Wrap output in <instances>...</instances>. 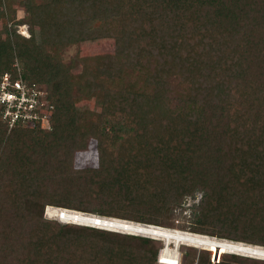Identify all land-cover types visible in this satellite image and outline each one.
I'll list each match as a JSON object with an SVG mask.
<instances>
[{
    "label": "trees",
    "instance_id": "trees-1",
    "mask_svg": "<svg viewBox=\"0 0 264 264\" xmlns=\"http://www.w3.org/2000/svg\"><path fill=\"white\" fill-rule=\"evenodd\" d=\"M3 4L29 34L0 30V76L17 59L53 108L47 128L9 127L0 106V264H155L163 246L66 226L47 206L264 246V0H23L17 19ZM106 38L109 52L62 58ZM90 138L97 164L75 168ZM196 191L189 227L175 226ZM210 252L182 261L264 264Z\"/></svg>",
    "mask_w": 264,
    "mask_h": 264
},
{
    "label": "bare ground",
    "instance_id": "bare-ground-1",
    "mask_svg": "<svg viewBox=\"0 0 264 264\" xmlns=\"http://www.w3.org/2000/svg\"><path fill=\"white\" fill-rule=\"evenodd\" d=\"M45 213L48 217L55 218L58 221L64 223L95 225L96 227H101L104 229L160 239L162 242H164V244L158 255V261L165 264H179L178 246L180 244L212 250L218 249L219 251L232 252L264 259V246L260 245H253L226 239H217L211 236L209 237L173 228L170 229L168 227L142 223L135 224L134 222L127 220L76 212L74 210L53 206L47 207L45 209ZM96 218L99 219L98 222H96ZM171 243L172 247H170ZM171 252L172 255H170Z\"/></svg>",
    "mask_w": 264,
    "mask_h": 264
},
{
    "label": "rangeland",
    "instance_id": "rangeland-1",
    "mask_svg": "<svg viewBox=\"0 0 264 264\" xmlns=\"http://www.w3.org/2000/svg\"><path fill=\"white\" fill-rule=\"evenodd\" d=\"M22 1L23 0H12V7L14 8V13H15L14 17L16 19L26 16V11L24 10V7L22 5ZM5 26H7V28H8L7 31H8V34L10 36H12L11 34L13 31H15L17 34H21L23 36H27L29 34L28 24L27 23H21V24L14 25L13 20H11L9 12L7 10V6L5 4H3L2 6H0V30H1V36L2 37H5V29H4ZM13 34H14V32H13ZM112 48H113V41L110 38H106V39H103L100 41H84V42H81L79 44L71 43L62 49V58L65 61H68L70 58L82 57L85 54H92V53L98 54L101 52H109L112 50ZM78 106L80 108H89V109L95 108V104H94L93 100H91V99L80 101L78 103ZM39 126L41 128H47V127H49V122H44L43 125H39ZM97 161L98 160H97L96 141H95V139L90 138L87 142L86 149L81 151L80 153H75V157L73 160V166L75 168L95 166L97 164ZM200 198H201V192L200 191H196L194 193V195H192V196H185L181 206L178 207V209H176V212L174 213V215L171 218L172 224H174L177 227L188 228L189 227V220L188 219L190 216L191 209H192L193 205H195L199 202ZM47 207H49V206H47ZM69 210H71V209H69ZM44 212H45V208H44ZM44 212H43V215H44ZM76 212H79V211H76ZM83 213H85V212H83ZM88 214H90V213H88ZM45 215H46V213H45ZM45 215H44V217L47 216V215L46 216ZM47 218H49V217H47ZM50 219H54V218H50ZM59 222H61V221H59ZM61 223L66 224V226H70V224H73V223H64V222H61ZM206 236H208V235H206ZM211 237H213V236H211ZM214 238H217V237H214ZM217 239H222V238H217ZM160 242H161V244H163L162 240H160ZM179 246H181V247H179ZM179 246H178V251L180 254L179 255V264H186L182 261L183 260V252L187 251L188 246H191V245L180 244ZM170 247H172V243L170 244ZM196 248H197V252L199 249H201V247H196ZM205 249H207V248H205ZM171 250H173V249H171ZM208 250L211 251L212 249H208ZM215 251H217V250H215ZM221 252H224V251H221ZM210 253H211V261L216 262L217 259L213 258V252H210ZM230 253H232V252H230ZM170 255H172V252ZM242 256H244V255H242ZM157 257H158V255H157ZM249 257H251V256H249ZM252 258H255V257H252ZM257 259H261V258H257ZM155 264H162V263L159 262L156 258Z\"/></svg>",
    "mask_w": 264,
    "mask_h": 264
},
{
    "label": "built area",
    "instance_id": "built-area-1",
    "mask_svg": "<svg viewBox=\"0 0 264 264\" xmlns=\"http://www.w3.org/2000/svg\"><path fill=\"white\" fill-rule=\"evenodd\" d=\"M14 66L17 75L6 71L0 76L1 117L8 121L9 127L17 121L23 125H43L44 122H49L53 105L45 96L44 86L27 83L21 77L17 59Z\"/></svg>",
    "mask_w": 264,
    "mask_h": 264
},
{
    "label": "water",
    "instance_id": "water-1",
    "mask_svg": "<svg viewBox=\"0 0 264 264\" xmlns=\"http://www.w3.org/2000/svg\"><path fill=\"white\" fill-rule=\"evenodd\" d=\"M111 218H112V217H111ZM95 220H96V222L99 221L98 218H96ZM134 223H135V224H138V223H136V222H134ZM200 235H203V234H200ZM205 236H206V235H205ZM163 244H164V242H163ZM160 250H162V248L159 249V253H160ZM218 251H219V250L217 249L216 252H213V258H214V259H217V258H218Z\"/></svg>",
    "mask_w": 264,
    "mask_h": 264
},
{
    "label": "clouds",
    "instance_id": "clouds-1",
    "mask_svg": "<svg viewBox=\"0 0 264 264\" xmlns=\"http://www.w3.org/2000/svg\"><path fill=\"white\" fill-rule=\"evenodd\" d=\"M92 226H95V225H92ZM157 255H159V251H158V254ZM157 260H158V257H157Z\"/></svg>",
    "mask_w": 264,
    "mask_h": 264
},
{
    "label": "crops",
    "instance_id": "crops-1",
    "mask_svg": "<svg viewBox=\"0 0 264 264\" xmlns=\"http://www.w3.org/2000/svg\"><path fill=\"white\" fill-rule=\"evenodd\" d=\"M179 253V252H178ZM180 255V254H179Z\"/></svg>",
    "mask_w": 264,
    "mask_h": 264
}]
</instances>
